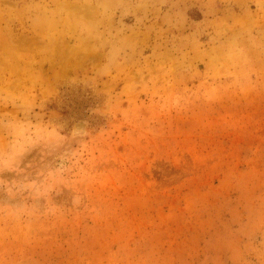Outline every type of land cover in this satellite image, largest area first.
Segmentation results:
<instances>
[{"label":"rangeland","instance_id":"374dc122","mask_svg":"<svg viewBox=\"0 0 264 264\" xmlns=\"http://www.w3.org/2000/svg\"><path fill=\"white\" fill-rule=\"evenodd\" d=\"M0 264H264V0H0Z\"/></svg>","mask_w":264,"mask_h":264}]
</instances>
